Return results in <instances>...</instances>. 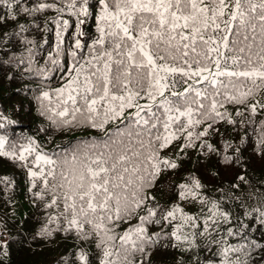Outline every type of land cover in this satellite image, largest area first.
Instances as JSON below:
<instances>
[{
    "label": "snow or ice",
    "instance_id": "1",
    "mask_svg": "<svg viewBox=\"0 0 264 264\" xmlns=\"http://www.w3.org/2000/svg\"><path fill=\"white\" fill-rule=\"evenodd\" d=\"M0 8V29L32 18L0 30V55L39 77L41 115L103 133L55 159L32 138L0 133V157L21 162L45 209L36 236L77 241L58 264H148L162 240L180 254L175 264H264V180L250 178L238 147L210 142L217 123H238L228 105L237 116L264 112V0H0ZM30 28L54 33L42 63ZM57 72L62 82L51 87ZM255 135L264 158V121ZM173 145L240 171L225 181L209 170L215 186L195 172L170 177L161 203L160 176L180 167L164 154ZM7 244L0 232V252Z\"/></svg>",
    "mask_w": 264,
    "mask_h": 264
},
{
    "label": "trees",
    "instance_id": "2",
    "mask_svg": "<svg viewBox=\"0 0 264 264\" xmlns=\"http://www.w3.org/2000/svg\"><path fill=\"white\" fill-rule=\"evenodd\" d=\"M0 11L7 15L6 8H0ZM42 20L43 17H37L34 22L39 24ZM32 23V18L18 16L15 22L7 20L0 30L11 34L17 30L18 24L30 26ZM93 31L94 25L90 21L88 32L91 34ZM24 35L36 42L37 60H41L52 49L55 39L53 32L41 34L38 30L30 28V31ZM42 35L47 39V44L42 43ZM15 50L17 55H26L22 45L17 46ZM7 60L8 57L0 55V115L4 117L5 125L3 129H0V133L6 134L10 140L21 143L32 138L40 145V150L53 159L70 151L81 142L90 139L99 140L103 136V133L98 130L83 126L59 127L46 116L41 115V107L35 99L39 91V77L22 71L27 65L16 67L14 62L8 63ZM60 77L61 73H55L49 81L50 86H59L62 82ZM261 97H264V93L257 98ZM227 109L238 123L236 125L229 124L227 121L217 123L216 128L219 132L210 135V142L219 145L227 140L234 147H238L240 162L250 173V178L257 181L264 180V158L254 152L255 129L261 121H264V112L250 116L247 111L241 109L244 115L237 116L235 106L228 105ZM249 119L254 123L249 124ZM245 132H247V137L242 143L241 137L245 136ZM186 151L187 155L181 154L178 146L173 145L164 152L165 155L175 158L180 167L160 176L155 194L161 203L164 202L163 190L170 177L179 181L188 172H195L206 184L215 186L218 181L209 175V170L219 173L225 181L231 180L235 172L240 171L239 166L226 168L222 163H218L215 156L207 159L198 155L197 150L188 149ZM0 177H7L12 181L7 188L0 185V232H4L8 239L6 248L0 252V264H58L62 256L73 251L77 241L71 237H65L63 233L51 238L36 236L41 221L44 219L45 209L40 201L33 202L27 170L21 162L0 157ZM161 244L164 246H157V249L149 256L148 264H175L180 254L175 249L167 247V240H162ZM85 247L90 256L95 255L93 246L86 245ZM184 259L187 260V257Z\"/></svg>",
    "mask_w": 264,
    "mask_h": 264
}]
</instances>
